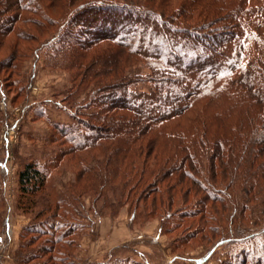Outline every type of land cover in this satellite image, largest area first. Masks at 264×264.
I'll return each mask as SVG.
<instances>
[{"label": "trees", "instance_id": "1", "mask_svg": "<svg viewBox=\"0 0 264 264\" xmlns=\"http://www.w3.org/2000/svg\"><path fill=\"white\" fill-rule=\"evenodd\" d=\"M182 1L169 14L137 1L83 2L73 9L68 5L71 9L55 18L43 0H1L0 45L11 33L22 36L19 23L53 27L49 38L41 41V49L50 55L52 68L66 72L70 80L55 91L64 105L70 100L81 105L69 107L78 125L49 121L69 140L81 143L90 139L100 152L111 153L106 159L109 166L120 167L136 156L140 160L158 138L172 146L159 177L151 173L154 168L135 174L116 170L109 176L110 181L126 180L120 193L134 208L131 218L141 216L135 211L143 203L155 209L152 211H163L161 220L166 223L176 218L173 228H177L187 218L196 219L204 209L211 216V234L219 237L216 242L212 239L214 245H241L240 264H264V0H211L210 14H195L204 0ZM21 55L18 50L12 52L7 66L12 73ZM142 84L150 85V90L140 89ZM184 120L186 129L178 133L176 127L181 128ZM191 135L197 137V143L190 140ZM163 170L166 177L160 175ZM155 174L148 185L153 192H139V186ZM219 177L230 183L220 185ZM170 178L176 181L171 192L186 180L205 192L196 203L198 208L187 205L186 198L173 205V195L163 197L160 184ZM133 180L135 184L129 188L127 181ZM17 182L18 207L32 213L37 205L34 195L45 187L46 174L36 164L26 163ZM118 193L112 191L115 197ZM55 195V203L43 204L34 218L49 213V219L25 228L32 236L21 242L15 264H27L54 253L55 245L67 244L62 235L50 248L47 240L31 248L37 240L35 230L44 232L61 222L67 225L65 219L78 223L84 217L77 207L69 209L73 199L79 205L77 197ZM5 225L0 216V231ZM205 227L200 228L199 223L195 232L211 240L202 234ZM195 238L192 234L187 239ZM59 248L60 256H68L70 250ZM118 250L109 253L108 264L127 260L112 254ZM104 263L75 260V264Z\"/></svg>", "mask_w": 264, "mask_h": 264}, {"label": "rangeland", "instance_id": "2", "mask_svg": "<svg viewBox=\"0 0 264 264\" xmlns=\"http://www.w3.org/2000/svg\"><path fill=\"white\" fill-rule=\"evenodd\" d=\"M96 1L109 0H60L56 3L51 0H43V3H47L50 16L56 18L66 14L68 5L73 9L83 2ZM127 1L144 3L149 7L165 11L167 14L172 12L178 3H183L182 0ZM200 4L195 14L211 13V6H213L211 0H204ZM17 28L23 33L22 36L18 37L15 32L11 33L5 38L3 45H0V216L6 222L5 227L3 226L0 231V264H15V253L21 242L32 236L30 233H25V228L37 226L40 222L49 219L50 214L45 213L40 219L34 220L36 213L44 206L43 204L55 203L57 199L55 194L59 192L67 197H77L79 205L73 199L69 209L77 207L85 218L78 219V223H74L75 221L72 219L73 222L65 219L63 221L67 225L61 222L53 229L49 228L44 232L35 230L34 236L37 240L31 248L45 244L46 240L48 241L47 248H50L62 235H67V237L62 236V241H66L67 244H57L56 248L54 247V253L39 259H32L27 264H45V262L47 264H75L76 257L91 263L105 262L104 264H108L109 253L116 249L119 250L112 252L114 256L121 259L127 258L125 262H119L120 264L242 263L241 245H228L227 247L222 244H213V240L216 239V242L219 237H214L211 234L209 230L211 216L206 214L200 205L201 214L196 219H194L195 217L187 218L185 223L177 228H173L176 218L166 223L161 220L163 211H152L155 209L149 205L144 207L143 203L135 211L141 216L131 218L134 208L125 201V197L122 198L123 192L120 193L122 190L120 188L123 187L126 180L119 177L118 180L114 178L110 181L108 180L109 176L113 177L116 170H120L121 173L124 171V173L135 174L141 170H153V168L155 171L151 173H156L158 176L160 168L165 165L172 152V146L163 138H158L156 146H153L152 149L149 148L148 154L144 151L140 160L136 156V158L131 157L125 161L120 167L113 166L114 164L109 166L106 159L111 153L100 152L98 144L93 146L91 142V145L90 139H86L88 142H74L69 140L67 135L63 136L55 130L49 120L52 122L61 121L72 126L78 125L79 122L71 117V115L76 116L75 112L69 107L77 108L81 104H79L80 101L75 103L70 100L68 105L67 102L65 103L67 107L62 103V97L55 91L67 83L70 84V80L66 72L52 68L49 61L50 55H47V50L41 49L42 42L49 38L53 27L49 24L40 26L19 23ZM15 50L22 54V58L15 61L14 64L17 68L12 73V69L10 70L7 66L8 60ZM139 88L150 90V85L142 84L139 85ZM84 93L85 91H83ZM89 110L87 108L88 112ZM181 123H183L181 124L183 126L180 125L181 128L177 129L176 127L178 133L186 129L185 120ZM172 126L170 125L169 129H172ZM80 127L86 130L82 124ZM189 138L195 143L198 142L195 135H191ZM72 147L77 148L71 150ZM26 163L36 164L46 174L45 187L42 192L34 195L37 205L32 213L24 212L18 207L20 192L17 174ZM140 163H143V166ZM165 171H161L160 175L166 177ZM156 174L148 178L149 181L143 183L142 187L139 186V192L142 189H146L145 193L153 192L152 187H148V185L154 182ZM229 181L225 178L217 180L220 185L228 184ZM127 182L129 188L135 184L134 180ZM175 182V179L170 178L169 181L167 179L161 183L160 189L165 193L159 192L158 198L161 193L165 199L171 194L175 197L173 205L186 198L187 205L198 208L196 203L205 197V192L199 191L195 183L189 180L177 185V189L171 192L170 189ZM188 188L191 189V192L187 190ZM115 190L120 193L116 197L112 194V191ZM135 197H138V194ZM151 198L148 204L152 202ZM215 208L222 211V207ZM176 210V208L172 209V211ZM189 210L192 211V209ZM230 211L227 212L230 213ZM187 213L189 212L187 211ZM52 219L58 220V218ZM55 223L56 221H54ZM199 223L200 228L206 226L205 229H202V234L207 235L208 238L211 237V240L210 238L206 240L202 238L201 234L195 232L199 228ZM189 224L191 228H186V225ZM249 224L247 223V225ZM21 234H24V239L21 238ZM192 234L196 235V238L187 239ZM182 238H184L183 241ZM61 245L63 250H70L68 256L67 254L60 256L59 247ZM124 246L127 248L123 249Z\"/></svg>", "mask_w": 264, "mask_h": 264}, {"label": "crops", "instance_id": "3", "mask_svg": "<svg viewBox=\"0 0 264 264\" xmlns=\"http://www.w3.org/2000/svg\"><path fill=\"white\" fill-rule=\"evenodd\" d=\"M14 248V247H13ZM13 248H11V249H13Z\"/></svg>", "mask_w": 264, "mask_h": 264}]
</instances>
